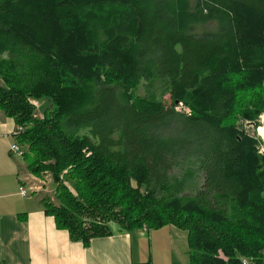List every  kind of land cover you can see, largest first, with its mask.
<instances>
[{"label": "trees", "instance_id": "16d2710c", "mask_svg": "<svg viewBox=\"0 0 264 264\" xmlns=\"http://www.w3.org/2000/svg\"><path fill=\"white\" fill-rule=\"evenodd\" d=\"M0 77L17 142L57 184L61 204L41 203L72 239L112 234L120 207L119 230H185L190 264L264 262V153L237 123L264 108V0H0ZM142 82L151 110L134 102ZM29 96L54 109L34 118ZM189 164L194 193L192 168L173 173Z\"/></svg>", "mask_w": 264, "mask_h": 264}, {"label": "crops", "instance_id": "0c3cea01", "mask_svg": "<svg viewBox=\"0 0 264 264\" xmlns=\"http://www.w3.org/2000/svg\"><path fill=\"white\" fill-rule=\"evenodd\" d=\"M16 125L0 115V264H178L177 260L190 258L187 232L175 225L164 230L162 263L159 234L144 227L134 232L114 230L92 238L88 245L72 239L45 211L38 194L20 192V186H28L25 159L11 150L17 142Z\"/></svg>", "mask_w": 264, "mask_h": 264}, {"label": "rangeland", "instance_id": "374dc122", "mask_svg": "<svg viewBox=\"0 0 264 264\" xmlns=\"http://www.w3.org/2000/svg\"><path fill=\"white\" fill-rule=\"evenodd\" d=\"M130 19V18H129ZM129 19L128 17L125 16V18H123V23L126 24L128 26L129 23ZM216 27V22L214 21H209V23L201 25L198 28V32L203 33L206 31H210L212 29H215ZM0 85L4 86V82L2 80V78L0 77ZM134 102L137 103V106H139L142 109L146 110H151V105H148V103L146 101H144L146 94L145 88H144V82H142L138 88H136V90L134 91ZM163 100L167 101L169 100L170 95L169 94H164L162 91L158 90V99L162 98ZM28 103L31 105V107L33 108V116L34 118H44V111L45 109H47L48 113L52 112V110L54 109V105H51V103H47V101L45 100H41L32 96H29L27 98ZM257 101V100H256ZM253 102L254 104L256 103ZM170 102V101H169ZM177 110L180 112H189L191 111V109L187 106H185L184 104L181 103H177L176 106ZM0 115L1 116H7V114L5 113V111L0 109ZM8 117V116H7ZM239 125V127L241 129H244V131L249 135V136H253L255 138H257L258 140H260L259 145L257 146V151L259 154H263L264 153V108L261 111V114L257 117L256 120H254L253 122L249 121L248 119H244L241 118L240 120H238L237 122ZM31 125V124H30ZM28 125V126H30ZM261 129H263V131H261ZM29 147L30 145H24V149L25 151H28V155H30V157L28 156V159L24 160V165L25 168L23 169L25 178H26V184L28 186V189L33 193V194H38V196L42 199L45 200L48 206L51 205H59L60 203V199L58 198V191H57V184L54 183V179L52 176V173L48 170L45 169L44 167L39 166L38 164L35 163V159L36 156L29 152ZM21 161L22 158H21ZM188 168H192L194 170V177L193 178H189L188 182H187V191L188 193H194L199 187L202 186L203 182H204V177L202 175V173L198 172L196 167L193 164H189L185 167L182 168H175L173 170V173L182 176V174H184V172L186 170H188ZM62 178H64L65 184L69 187V189L71 190V192L77 194V190H76V186L75 183L77 182L75 179H72L70 177V173H68L67 170H65V172L62 175ZM115 219L111 220L110 222H107V226L112 230H119V229H127L129 223L128 221L125 220V217L122 215V209H120V207H115ZM168 226V225H167ZM162 227L159 229H150V231L156 232L159 234V243L161 244V251L158 255V258L160 260V262H164V249H163V242L165 241V232L164 230H166V232L169 230L170 227ZM172 228H175V226H172ZM148 230V229H147ZM182 230V229H181ZM184 231V230H183ZM156 233V234H157ZM156 236V235H155ZM145 244L147 245V249H148V241L146 239H144ZM219 254H222L224 256H226V254L223 252V250H218ZM178 264H190V258H182L181 260H177ZM183 262V263H182Z\"/></svg>", "mask_w": 264, "mask_h": 264}, {"label": "built area", "instance_id": "2783aa9c", "mask_svg": "<svg viewBox=\"0 0 264 264\" xmlns=\"http://www.w3.org/2000/svg\"><path fill=\"white\" fill-rule=\"evenodd\" d=\"M187 114H191V112H186ZM25 128L21 125L16 126L15 130H14V135H20V133L24 132ZM11 150L14 153H17L19 155H23L25 152V149L23 146H21L18 142L13 143V145H11ZM20 192L23 196H29L31 191L29 189H27L25 186H20ZM144 230H147V227L144 226ZM240 264H264V262H260L258 261L256 258L254 257H242V259L240 260Z\"/></svg>", "mask_w": 264, "mask_h": 264}]
</instances>
